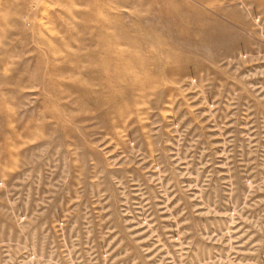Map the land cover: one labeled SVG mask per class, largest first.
Listing matches in <instances>:
<instances>
[{
	"label": "rangeland",
	"instance_id": "374dc122",
	"mask_svg": "<svg viewBox=\"0 0 264 264\" xmlns=\"http://www.w3.org/2000/svg\"><path fill=\"white\" fill-rule=\"evenodd\" d=\"M0 264H264V0H0Z\"/></svg>",
	"mask_w": 264,
	"mask_h": 264
},
{
	"label": "bare ground",
	"instance_id": "6f19581e",
	"mask_svg": "<svg viewBox=\"0 0 264 264\" xmlns=\"http://www.w3.org/2000/svg\"><path fill=\"white\" fill-rule=\"evenodd\" d=\"M119 33H120V32H119ZM111 35H112V34H111ZM101 36H102V35H101ZM112 36H113V35H112ZM109 38H111V36H109ZM109 38H108V39H109ZM118 38H119V37H118ZM120 39H121V37H120ZM112 40H113V38H112ZM114 40H115V39H114ZM114 40H113V41H114ZM113 41H112V42H113ZM109 43H110V42H109ZM111 44H113V43H111ZM111 44H110V45H111ZM114 44H116V43H114ZM104 45H105V44H104ZM111 46H112V45H111ZM112 48H113V47H112ZM105 50H106V49H105ZM106 51H107V50H106ZM109 51H110V50H109ZM109 51H107V52H109ZM112 53H113V52H112ZM103 54H104V53H103ZM109 55H110V54H109ZM107 60H108V59H107ZM110 77H111V76H110ZM104 84H105V82H104Z\"/></svg>",
	"mask_w": 264,
	"mask_h": 264
}]
</instances>
